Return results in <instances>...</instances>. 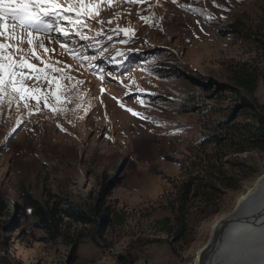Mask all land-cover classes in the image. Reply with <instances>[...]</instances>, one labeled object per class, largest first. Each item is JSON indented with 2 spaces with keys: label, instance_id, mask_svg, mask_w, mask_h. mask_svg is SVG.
<instances>
[{
  "label": "rangeland",
  "instance_id": "obj_1",
  "mask_svg": "<svg viewBox=\"0 0 264 264\" xmlns=\"http://www.w3.org/2000/svg\"><path fill=\"white\" fill-rule=\"evenodd\" d=\"M238 20L241 32H229ZM86 23L80 31L88 39L81 40L75 30L68 37L52 32L54 39L44 43L55 51L37 50L46 63L65 70L33 74L64 77L61 91L70 102L59 107L65 111L53 113L41 103L42 111L29 116L22 106H0V188L13 204H21L22 188L40 198L48 192L80 197L96 192L105 178L113 224L97 241L85 238L70 263L68 247L41 242L33 219L23 217L11 234L8 256L0 241V256L13 264H114L119 255L131 253L135 264H197L214 221L264 177V150L234 153L227 146L203 144L208 128L227 119L238 95L246 94L221 84L214 94L204 83L230 85L235 70L255 69L259 80L252 98L264 110V0L136 5L104 0L99 16ZM65 27L71 26L65 22ZM127 27L135 30L131 39L116 31ZM23 47L27 53L29 46ZM29 60L44 67L40 59ZM26 83L55 91V83L44 79ZM250 120L241 111L231 123ZM217 151L229 161L225 166L236 185L219 186L211 205L191 206L190 233L175 241L158 221L171 216V205L193 172L194 156Z\"/></svg>",
  "mask_w": 264,
  "mask_h": 264
},
{
  "label": "trees",
  "instance_id": "obj_2",
  "mask_svg": "<svg viewBox=\"0 0 264 264\" xmlns=\"http://www.w3.org/2000/svg\"><path fill=\"white\" fill-rule=\"evenodd\" d=\"M239 21L230 24L229 32H241ZM264 28V27H263ZM260 31L264 36V29ZM197 78L200 76L197 75ZM232 84H209V91L217 94V85L227 86L228 90H242L246 94L238 95L227 119L208 128L203 144L227 146L234 153H243L251 149L264 150V110L252 98L257 89L259 75L255 69L246 65L235 70L230 77ZM220 86V85H219ZM220 86V87H221ZM209 96V95H206ZM245 111L251 120L246 123L233 122L239 112ZM229 126L227 132H223ZM230 130V131H228ZM211 131H220L219 134ZM223 154L217 152L194 156L191 162L193 172L183 182L180 193L171 205V216L158 221L162 232H166L175 241L186 239L191 227V206L198 201L211 205L215 202L219 186L230 189L236 185L233 176L229 175ZM105 178L96 192H88L80 197L67 193L48 192L44 198L34 195L29 189L22 188L21 204H13L0 188V241L4 251H9L11 234L21 226V218H32V225L42 233L39 240L44 243H60L69 249V261L77 259L76 252L83 240L90 237L93 241L102 238L106 229L113 224V210L106 205L108 195ZM208 215V214H207ZM206 215V216H207ZM197 222V221H196ZM9 252L7 253V256ZM136 258L131 253L119 255L114 264H135ZM0 264H13L0 256Z\"/></svg>",
  "mask_w": 264,
  "mask_h": 264
},
{
  "label": "snow or ice",
  "instance_id": "obj_3",
  "mask_svg": "<svg viewBox=\"0 0 264 264\" xmlns=\"http://www.w3.org/2000/svg\"><path fill=\"white\" fill-rule=\"evenodd\" d=\"M103 2L104 0H0V38H3L0 39V106L4 104H7L9 108L13 105L17 108L22 106L28 111L29 116L33 114V111L36 113L42 111L41 103L53 113L65 111L59 107L61 104L70 102L65 94L66 90L61 91L62 86L59 81L64 77H49L47 74L33 75L46 73V69L49 68L55 72L65 70L46 63L39 57L37 50L42 49L45 53L55 51L44 43L45 39H54L51 36L52 32L68 37L75 30L81 40L88 39V36L80 30L88 26L87 20L99 16L100 5ZM125 2L136 5L145 3V0H125ZM172 2L176 3V0ZM107 3L111 5L113 0H107ZM140 18L148 22L146 17L141 16ZM208 19L215 20L216 18L209 14ZM65 22L71 27H65ZM100 23L103 24V21ZM116 31H122L123 35L129 39L135 36V30L131 27L118 28ZM100 34L97 33V35ZM25 44L29 46L27 53L23 47ZM61 48L68 50V44L62 43ZM29 56L40 59L44 67L41 68L31 63ZM41 79L46 80L49 85L55 83V91L45 92L38 85L29 87L26 83L29 80L39 81ZM100 91L104 92L105 89L101 88ZM30 101H35V104L30 105ZM140 103L143 104L144 101L141 100ZM120 106L124 107L123 104ZM127 111L133 116L149 119L131 108ZM18 127L19 125L13 127L11 132L15 134Z\"/></svg>",
  "mask_w": 264,
  "mask_h": 264
},
{
  "label": "bare ground",
  "instance_id": "obj_4",
  "mask_svg": "<svg viewBox=\"0 0 264 264\" xmlns=\"http://www.w3.org/2000/svg\"><path fill=\"white\" fill-rule=\"evenodd\" d=\"M198 253L197 264H264V177L214 221Z\"/></svg>",
  "mask_w": 264,
  "mask_h": 264
},
{
  "label": "water",
  "instance_id": "obj_5",
  "mask_svg": "<svg viewBox=\"0 0 264 264\" xmlns=\"http://www.w3.org/2000/svg\"><path fill=\"white\" fill-rule=\"evenodd\" d=\"M208 249V245L205 247V250ZM212 255V253L209 254V256L207 257V259Z\"/></svg>",
  "mask_w": 264,
  "mask_h": 264
}]
</instances>
